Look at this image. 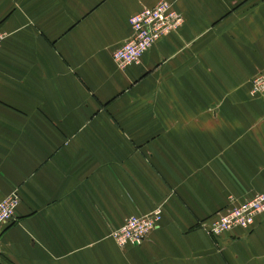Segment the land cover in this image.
<instances>
[{"label":"crops","instance_id":"0c3cea01","mask_svg":"<svg viewBox=\"0 0 264 264\" xmlns=\"http://www.w3.org/2000/svg\"><path fill=\"white\" fill-rule=\"evenodd\" d=\"M160 0H0V264H264V0H166L182 22L123 68L128 18ZM162 206L138 246L109 235Z\"/></svg>","mask_w":264,"mask_h":264},{"label":"built area","instance_id":"2783aa9c","mask_svg":"<svg viewBox=\"0 0 264 264\" xmlns=\"http://www.w3.org/2000/svg\"><path fill=\"white\" fill-rule=\"evenodd\" d=\"M128 22L131 37L111 51L113 62L120 68L138 62L154 42L182 22V17L171 2L160 0L155 5L143 7L130 15ZM3 37L4 34L0 33V42ZM248 93L264 97V67L250 79ZM17 202L18 194L15 190L5 195L0 194V232L4 225L14 220ZM162 212V206L157 205L145 214L127 216L109 235L119 247L141 245L160 222ZM259 215H264L263 192L255 193L241 203L229 205L214 216L202 220L200 226L211 236H220L234 228L251 230Z\"/></svg>","mask_w":264,"mask_h":264}]
</instances>
